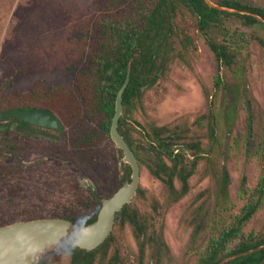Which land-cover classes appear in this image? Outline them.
<instances>
[{
	"label": "rangeland",
	"instance_id": "1",
	"mask_svg": "<svg viewBox=\"0 0 264 264\" xmlns=\"http://www.w3.org/2000/svg\"><path fill=\"white\" fill-rule=\"evenodd\" d=\"M105 3L106 0H98L97 4L102 8ZM92 12L63 0H0L2 93L16 95L18 91H30L35 85L46 92L52 87L58 91L67 89L75 100L74 110L79 107L74 111L77 117L68 124L63 123L65 135L61 146L58 138L54 144V140L49 141L52 144L30 142V147L35 150H30L29 158L22 160H18L10 151L0 150V166L19 161L24 166H33L31 168L69 167L78 177L76 187L82 191L83 188H90L86 194L98 198L110 194L113 189L114 185L109 180L115 174L116 167L112 161L102 163L104 158L93 162L92 153L93 150H102L103 157L110 143L102 138L99 145L86 147L89 150L84 153L70 146L84 133L99 130L98 121L91 123L83 112L81 90L75 83L77 76L88 69V62L81 51V40L83 38L84 46L88 47L86 40L95 34V13ZM223 23L253 37L247 52H242L245 57L237 56L238 61L243 62L245 91L234 118L226 123L223 116L217 115L220 110L217 101L219 93L212 85L216 74L214 55L205 40L192 33L196 38V51L189 54L187 64H169L159 75L156 84L145 92L143 106H138L132 112L126 125L130 130L135 127L136 130H131V133L134 144L139 147L145 145L142 127L151 126L165 127L169 134L176 131L183 135L186 142H198L204 150H209L208 112L213 109L217 141L214 144L211 142V153L199 154L188 178V190L176 200L172 199L165 185L148 172L145 165H140L141 192L137 193L130 206L137 210L138 224L145 228V232L138 237L130 223L115 222L113 242L108 253L111 256L113 252H118L119 264H195L209 236L228 224L230 217L242 206L243 200L238 197L242 178L248 187L258 179L260 165L256 147L264 135V30L247 27L236 17L224 18ZM222 74L228 85L234 82L232 72L223 69ZM5 124V120L0 122V126ZM15 126L13 124L10 129L15 131ZM50 135L54 136V133ZM176 148L182 152L181 146ZM71 152H76L77 159L85 158L84 162L77 160V163L91 160L95 164L92 171L82 172L77 168V163L66 160V154ZM186 154L190 163L193 160L191 152L187 151ZM63 161L65 164L61 163ZM119 171L121 177V167ZM224 172L229 182L226 190H222ZM27 175V180H18L12 190L9 185L5 186L10 194L0 192V210L15 206L25 210V205L45 206L68 202L72 195L70 191L58 190L57 179L53 181L34 171ZM173 184L175 190L180 191L181 182L177 177L173 179ZM99 204L96 202L97 206ZM91 215L68 217L78 221L81 219L77 217H82V222L86 224H74L88 225L96 220L89 222ZM244 231L264 233V198ZM157 236L162 237L166 248L156 250L153 238ZM42 260L51 264H69L70 254L64 246L55 247L41 253L36 262Z\"/></svg>",
	"mask_w": 264,
	"mask_h": 264
},
{
	"label": "trees",
	"instance_id": "2",
	"mask_svg": "<svg viewBox=\"0 0 264 264\" xmlns=\"http://www.w3.org/2000/svg\"><path fill=\"white\" fill-rule=\"evenodd\" d=\"M63 1L77 4L95 13V34L93 38L86 40L88 47L84 46L83 38L78 39L82 41L81 51L88 62V69L77 76L75 83L81 90L83 112L87 114L91 123L95 121L99 123V133L96 136L112 143L109 129L114 115L115 98L129 72V83L123 92V111L117 129L137 156L140 165H145L148 172L165 185L172 199L176 200L185 195L188 190V178L192 174L199 154L211 153L212 144L217 141L214 130L216 114L208 112L209 150H204L198 142H186L183 135L177 134L176 131L169 134L165 127L151 126L142 127L145 145L136 146L131 133V130L136 129L132 127L130 130L126 127L128 120L138 106H143L145 92L156 84L159 75L169 64L173 62L187 64L189 54L196 51L194 42L196 38H193V33L205 40L214 55L216 64L214 88L219 93L217 101L220 106L217 115L223 116L225 122L229 123L228 121L234 118L245 91L243 62H239L237 56L245 57L242 52L244 50L247 52L253 37L237 28H229L223 23V19L236 17L247 27L264 30V0H209L218 8L209 5L206 0H106L102 8L97 4L98 0ZM223 69L232 72L234 82L231 85L227 84L225 75L222 74ZM3 89L2 87L0 89V114H2L0 122L5 120L7 124L0 126V150L12 152L18 160L29 158L30 150H35L30 147V142L52 143L11 130L14 123L23 124L16 118V109H46L62 124H68L77 117L74 111L79 110V107L74 110L75 100L67 89L58 91L57 88L52 87L46 92L41 86L35 85L30 91H18L16 95H4ZM261 137L256 147L260 165L256 183L248 187L245 179L242 178L238 193L239 199L243 200L242 206L230 217L228 224L209 236L195 264H218L226 257L264 246V233L244 231L264 198V135ZM177 146L191 152L193 160L190 163L185 153H174V148ZM76 156L78 155L69 153L66 154L65 159L71 163H77V160L84 162L85 158L77 159ZM100 159H102V150L96 152L93 150V162H98ZM4 168L0 166V192L8 195L10 192L5 186L7 187L11 182L7 180ZM77 168L82 172L85 171L79 165ZM129 176L130 168L126 166L124 181H128ZM175 177L181 182L180 191L174 188ZM228 183L227 173L224 172L222 190L227 189ZM18 208L19 206L7 209L2 207L0 226L18 221L61 217L26 214ZM98 209L99 206L93 211L89 222L96 219ZM127 209L128 206H125L123 215L116 219L121 220L122 223H130L139 237L145 232V228L138 224L135 213L131 215L126 213ZM64 218L73 223L86 224L82 222V217H77L81 221L71 217ZM112 239L113 232L92 252L77 247H64L72 252L74 258L83 257L91 261L97 252L107 248L108 242ZM153 240L156 241V250L166 248L161 236ZM224 264H264V247L249 255L226 261Z\"/></svg>",
	"mask_w": 264,
	"mask_h": 264
},
{
	"label": "water",
	"instance_id": "3",
	"mask_svg": "<svg viewBox=\"0 0 264 264\" xmlns=\"http://www.w3.org/2000/svg\"><path fill=\"white\" fill-rule=\"evenodd\" d=\"M206 2L216 7L209 0H206ZM129 78L130 73L128 72L124 83L116 94L115 110L109 134L115 146L122 150L124 162L131 167V181L124 184L113 196L102 201L96 220L88 225H77L62 218H50L21 221L1 226L0 264H34L41 253L61 246L78 247L82 250L93 251L108 238L113 227L115 213L120 211L135 196L140 176L137 160L117 130L118 120L122 114V96L129 83ZM16 117L43 128L60 129L61 127L60 120L46 109L18 108L16 109ZM1 118L2 114H0V120ZM15 131L45 141L54 140L52 136L35 132L20 125L15 127ZM250 134L251 121L248 129L249 137ZM263 247L226 257L218 264H224L231 259L249 255Z\"/></svg>",
	"mask_w": 264,
	"mask_h": 264
},
{
	"label": "flooded vegetation",
	"instance_id": "4",
	"mask_svg": "<svg viewBox=\"0 0 264 264\" xmlns=\"http://www.w3.org/2000/svg\"><path fill=\"white\" fill-rule=\"evenodd\" d=\"M215 76H216V74H215ZM215 76L213 78V84H212L213 88L215 86L214 85L215 84ZM122 111H123V106H122ZM210 111H211V113H213V109ZM17 119H19V118H17ZM19 120H21V119H19ZM21 121L23 124H19V123H14V124L16 126L20 125V126H23L25 128H29L35 132L47 134L49 136H52V135H50V133H52V134L54 133V136H52L54 138L53 142L55 143L56 138H58V140H59L58 144L60 146L62 145V143H64V135L65 134H64V130H63V124L61 123V121H60V123H61L60 129L43 128V127H39L36 125L29 124V123L25 122L24 120H21ZM128 121H130V119ZM109 131H110V129H109ZM98 133H99V130L94 132V134H92L91 132H86L83 134L81 139L73 140L72 143L70 144V146L72 145L73 147H75V149H78L79 150L78 152H80V153L87 152V150H89V149H86V147H91L92 145H99L101 143L100 138H98L96 136V135H98ZM118 133L121 136V133L119 131H118ZM109 138H110V134H109ZM36 139H39V138H36ZM40 140H42V139H40ZM110 140H111V138H110ZM43 141H45V140H43ZM45 142H49V141H45ZM111 142L112 143H110L108 149L105 150V153L102 157V158H104L102 163L104 161L114 162V165L116 167L115 174L112 175L110 180H109L114 185V187L111 190L110 194H108V195L105 194L104 196H100L98 198L97 197L93 198V197H90L89 195L86 194V191H89L90 188H85V189L83 188V191H82V190H79L78 187H76L75 183H76V181H78V177L77 178L75 177V175L73 173L74 169L72 170L69 167H58L57 166L54 168H52V167L44 168V167L40 166L38 168H31L33 166H29V167L24 166L22 164L23 162H19V161L15 162V164H13V165H12V163L8 164V166L6 165L4 169L6 170L7 180L9 182L11 181V183L9 184L11 190L13 189L14 183L18 182V180L24 182L25 179L27 180V178H28L27 174L34 171V172L40 174L42 177L43 176L46 178L48 177L49 179H52L53 181H55L57 179L59 181V184L56 182L55 183L57 184V188H59L58 190L59 191H70V194H72L71 197L68 198V202L67 201H62L60 203L56 202L55 204L45 205V206H41V205H38V206L29 205V206H27V205H25L26 206L25 210L22 209L24 211L23 213H26V214L35 213L36 215L37 214H46V215H53V216H61L60 218H62V217L64 218V217H68V216H87V215L93 214V211L97 207L96 202L100 203L99 204V209H100L103 200H106V199L110 198L111 196H113L124 184L129 183L131 181L132 171H131L130 165L124 162V154H123L122 150L117 148L115 146V143L112 140H111ZM64 145L65 144H63V146ZM180 152H181L180 150H178L177 148L176 149L174 148L175 154H178ZM182 152L186 154L187 150L182 149ZM71 153L74 155L76 154V152L75 153L71 152ZM132 153H133V151H132ZM133 155L136 158L137 163L139 165V173H140V162L138 161L137 156L134 153H133ZM61 163L65 164V161H63ZM77 164L80 165L81 167H84L85 170H88V172H91L93 169V165H95V164H92L91 160H88L86 163L79 162ZM72 165L74 167H76L74 164H72ZM126 166H128L130 168V176H129L128 181H124V174H125ZM120 167L122 168L121 177H120V171H119ZM139 178H140V176H139ZM13 180L15 182H12ZM52 180H50V181H52ZM54 190H56V189H54ZM93 192H95V191H93ZM137 193H140L139 183H138V187H137L135 196L137 195ZM75 194H79V196L75 195ZM135 196L131 199V201L128 204L124 205L120 209V211L115 213L114 223H113V227H112L110 234L113 232L114 224L116 221H119L120 223H122L121 220L116 219V218H119L120 216L123 215L125 206H128V209L126 210L127 214L131 215V214L137 213V210L130 206V204H131L132 200L135 198ZM0 212H2V210H0ZM98 212H99V210H98ZM96 218H97V216H96ZM42 219H48V218H42ZM64 219H66V218H64ZM3 226H6V225H3ZM110 234H109V236H110ZM112 242H113V239L108 242L107 248L97 252L95 254V256H93V259L91 261L89 259L87 260L83 257L74 258L71 254L72 252L66 248L70 254L69 264H119L120 258H119L118 252H116V251L113 252V254L111 256L108 253L109 248H110L109 246L111 245ZM142 244L143 243L141 242L140 245H142ZM96 249H94V250H96ZM80 250H82V249H80ZM84 251H86V250H84ZM87 252H92V251H87ZM34 264H51V263L46 261V260H42V261L36 262Z\"/></svg>",
	"mask_w": 264,
	"mask_h": 264
}]
</instances>
